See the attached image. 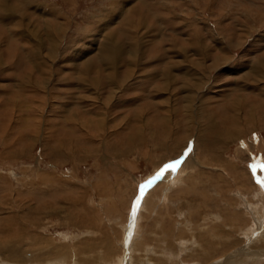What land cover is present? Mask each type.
I'll use <instances>...</instances> for the list:
<instances>
[{
	"label": "rangeland",
	"instance_id": "374dc122",
	"mask_svg": "<svg viewBox=\"0 0 264 264\" xmlns=\"http://www.w3.org/2000/svg\"><path fill=\"white\" fill-rule=\"evenodd\" d=\"M126 263L264 264V0H0V264Z\"/></svg>",
	"mask_w": 264,
	"mask_h": 264
},
{
	"label": "bare ground",
	"instance_id": "6f19581e",
	"mask_svg": "<svg viewBox=\"0 0 264 264\" xmlns=\"http://www.w3.org/2000/svg\"><path fill=\"white\" fill-rule=\"evenodd\" d=\"M141 19V18H140ZM19 20V19H18ZM20 22H21V20H20ZM143 23V22H142ZM20 24H22V23H20ZM19 25V24H18ZM15 26V25H14ZM60 27V26H59ZM53 28V31H54V27H51V28H49V30L50 29H52ZM48 29V28H47ZM56 29H57V27H56ZM58 30V29H57ZM48 31V30H47ZM52 31V30H51ZM50 31V32H51ZM23 32H24V30H23ZM59 33V32H58ZM53 36H54V34H53ZM56 37V36H55ZM51 39H53V38H51ZM191 39V38H190ZM193 41V40H192ZM198 41V40H197ZM191 42V41H190ZM200 43V42H199ZM190 45V44H189ZM41 46V45H40ZM56 42L54 41V42H52V45H51V47H50V51L51 52H54L55 51V49H56ZM104 49H108V45H106V44H104ZM135 46L136 45H134V47L132 48V50H131V53L133 54V56H132V58H135ZM39 47V46H38ZM173 47V46H172ZM223 47V46H222ZM119 48H120V46H119ZM224 48V47H223ZM121 49V48H120ZM225 49V48H224ZM123 50V49H122ZM105 51V50H104ZM109 52V51H108ZM226 52V51H225ZM38 54V53H37ZM108 54V53H107ZM112 54V53H111ZM101 55H104V54H102L101 53ZM108 57V56H107ZM106 56H105V59L107 58ZM103 58V57H102ZM109 58H111V57H109ZM131 58V63H133L134 62V59H132ZM150 58V57H149ZM222 58V57H221ZM101 59V58H100ZM116 59V58H115ZM103 60V59H102ZM107 60V59H106ZM112 62L110 63L109 61L107 62V63H109L110 65H112L113 66V62H115L116 60H111ZM131 63H129V64H131ZM104 64H105V62H104ZM169 64H170V66H168L167 68H166V70H165V72H164V68H162V71L164 72V73H166V74H168L169 76H171V79H170V81L169 82H162L163 84L161 85V86H167V84L168 83H170L171 81H174V76H175V74H172V70H173V68H175V67H177V66H179L176 62L174 63V62H170L169 61ZM179 64H180V62H179ZM254 64V63H253ZM261 64V63H260ZM257 65H258V63H257ZM111 66V67H112ZM262 67V66H261ZM260 68V67H259ZM183 70L185 71V70H187V68L186 67H184L183 68ZM251 70V69H250ZM187 72V74L186 75H189V73H190V71L188 70V71H186ZM251 72V71H250ZM253 72H255V71H253ZM256 72H257V70H256ZM172 74V75H171ZM106 79H108V81L109 82H111L112 81V74L111 73H109L108 75H107V78ZM196 79V78H195ZM92 80V82L93 83H97V77L96 78H93V79H91ZM186 80V79H185ZM201 82V81H200ZM203 83V82H202ZM200 84V83H199ZM160 86V87H161ZM168 86H169V84H168ZM166 88V87H165ZM161 89V88H160ZM228 107V106H227ZM222 110H223V108H222ZM233 112V111H232ZM97 115V114H96ZM223 114L221 113V114H219V117L220 116H222ZM231 117V116H230ZM211 118V117H210ZM224 118V117H223ZM222 118V119H223ZM224 120V119H223ZM104 122V121H103ZM221 122V121H220ZM212 123V122H211ZM214 123V122H213ZM216 123V122H215ZM214 123V124H215ZM228 123V122H227ZM198 145V144H197ZM196 146H195V144H194V146H193V151H194V148H195ZM193 151H191L190 150V154H187V157L185 156V157H183V159H181V160H179L180 162L178 163V164H174V167H170L169 169V172L168 173H166L165 174V176L163 177L164 178V182H165V185H164V187H163V189H166V190H168V188H169V186L171 185V184H176V182H178V177H180V175H182L183 176V174H185L186 172H188V170H190V169H192V167H193V165L190 163L191 161H192V155H193ZM194 161H195V159H194ZM175 163V162H174ZM197 164V163H196ZM171 173V174H170ZM170 174V175H169ZM185 176V175H184ZM181 178V177H180ZM178 179V180H177ZM160 181H162V180H160ZM182 181V180H181ZM159 183H161V182H159ZM179 183V182H178ZM177 183V184H178ZM180 184V183H179ZM157 185V184H156ZM177 186V185H176ZM152 188V187H151ZM149 194V193H148ZM155 197V196H154ZM148 198V197H147ZM146 199V198H145ZM249 205V204H248ZM144 209V208H143ZM252 209V210H251ZM250 210L254 213V211L256 212V205L254 204V207H252V208H250ZM142 211V210H141ZM255 215V217H256V215L257 214H254ZM132 217V216H131ZM137 224H138V222L136 221V226H135V229H137L138 228V226H137ZM132 225V224H131ZM137 227V228H136ZM134 229V230H135ZM252 229H249V231H251ZM137 231H138V229L137 230H135V231H133V232H135L134 233V236H132V237H134V238H132L131 237V239H130V244H132V245H134V243H133V241L135 240V234L137 233ZM138 235V234H137ZM139 236V235H138ZM213 247V248H212ZM211 248H212V250L211 251H213V252H215L216 251V248H214V246H212ZM129 248H131V247H129ZM132 249H133V247H132ZM132 249H130V250H132ZM129 250V249H128ZM210 250V249H209ZM132 257V256H131ZM128 258H129V256H128ZM133 258V257H132ZM120 260V259H119ZM118 260V261H119ZM55 262H59V261H57V260H54ZM121 262V261H120ZM119 262V263H120ZM220 262V261H219ZM127 264V263H126ZM134 264V263H133Z\"/></svg>",
	"mask_w": 264,
	"mask_h": 264
},
{
	"label": "snow or ice",
	"instance_id": "6c2138e0",
	"mask_svg": "<svg viewBox=\"0 0 264 264\" xmlns=\"http://www.w3.org/2000/svg\"><path fill=\"white\" fill-rule=\"evenodd\" d=\"M189 150H190V146H189V149H186V150H185V153H184V154L187 155V153H188ZM176 163H179V161H176ZM158 175H159V174H158ZM157 178H158V177H157ZM139 201H140V196H137V197H136V202L138 203ZM133 210H135V208H133Z\"/></svg>",
	"mask_w": 264,
	"mask_h": 264
}]
</instances>
